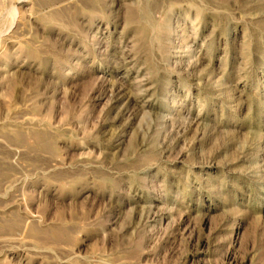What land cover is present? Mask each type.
<instances>
[{"label":"rangeland","instance_id":"obj_1","mask_svg":"<svg viewBox=\"0 0 264 264\" xmlns=\"http://www.w3.org/2000/svg\"><path fill=\"white\" fill-rule=\"evenodd\" d=\"M0 264H264V0H0Z\"/></svg>","mask_w":264,"mask_h":264}]
</instances>
